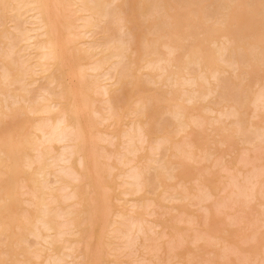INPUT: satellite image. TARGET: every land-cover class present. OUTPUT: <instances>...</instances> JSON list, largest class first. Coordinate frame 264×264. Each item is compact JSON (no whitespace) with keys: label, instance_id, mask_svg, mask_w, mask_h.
<instances>
[{"label":"rangeland","instance_id":"rangeland-1","mask_svg":"<svg viewBox=\"0 0 264 264\" xmlns=\"http://www.w3.org/2000/svg\"><path fill=\"white\" fill-rule=\"evenodd\" d=\"M138 1L139 0H136V1L135 0H123L121 5H119L118 2L116 3V1H113V2L110 1L108 6H107V9L109 10L108 16H106L102 20L96 19L97 24H96V26H94V27H96L95 30H92L93 31L92 33H87V34H88V36L91 35L90 37L95 39L96 42L98 41V43L100 45H105V44L110 45V44H114V43L118 44L124 40V43L123 44L121 43V44L123 46H125V45H127V44H125L126 43L125 39H130V41L132 39L133 45L137 46L136 50L134 52H132L131 54L129 52L127 53V54H129V58L122 56L119 60L120 62H118V65H117L118 70L121 72L120 75L121 76L123 75L122 76L123 85L121 83L120 84L121 86L119 85L117 88V90L118 89L119 90L114 92L113 96H115L118 99L115 98L116 100L114 101L115 103L113 102V104H116L115 105L117 108L116 112L120 113V111H121L120 114H122V118L120 117V120L117 121L118 123L113 125L112 123H109V121L107 124L103 123V121H100L99 120L100 117L99 116L97 117L98 114L94 113L93 111H91V115H92V117H94L92 119L95 121L94 124L96 125V127L94 125V130H93V133L95 135L94 139L96 141V149L99 148V149L104 151V152L102 151L103 153L107 154V155L105 154L106 155L105 156V155H103V153H100V150H99V153L102 156V158H100V160H102V161L99 160V162L103 163V165H102V163L100 165L104 166L103 168H105L106 170L109 168V167H106V165L109 166V165H112L114 162H116L115 159H113V157H114L113 154L117 148L119 149V147H123V145L120 146V144H123V142H125V141L122 142L123 138L121 136H119L118 133L120 134L121 131L123 132L124 129H127V126H129V128H128L129 131H131L133 129L138 130V128H136L134 125V124H136L137 120H138V123H141V122L144 123V121H148V123L145 124V126H146L145 130L147 132V135H146V140L143 143V147L144 146L145 147L143 148V150L141 148L142 152L141 151L139 152L137 150L135 152L133 151L131 153H127L129 159L135 158V162L134 161L130 162L129 165L123 164L124 167L123 166L121 167V165L118 164L121 167L122 173H123V171L125 172V170H127L126 168H128V170L129 169L131 170L133 168V170H131V172H133V171L138 172L139 171V174H140L139 179L140 178L142 179V180H140V185L142 186V190L140 192L139 191L136 192L137 194L136 193L131 194V192L127 193V194L122 193V190H124L126 187L123 188V186L120 184L121 178L118 177V181L117 180L115 181V179H117V174H118L117 170L113 169L112 172L110 171L112 174L109 173L110 174L109 177L105 171L103 173H105L106 175L102 173L103 176L104 175L106 176V178L105 177H103V178H105L108 186H110L109 204L111 205V208H112V210H111L112 215L110 214L109 221H111L112 219L115 218V215H114L115 213L122 214V216H119L118 218H119V220H121V222L123 224L120 225V224L115 223L116 225H119L120 227L122 226L120 228L121 231L119 233L117 232L118 235H116L112 232V234L116 235V237L119 236L118 238H115L114 235H112V237H111V235H109V232H107V230H110V227L108 226V228H107L106 227L107 223H103L101 221V218H98V217L94 218L92 220L93 221L92 224L88 225L86 227V222L89 220L86 218L87 214H85L86 213L85 211L79 210L80 208L82 209L84 207L75 203V201H74L75 199L73 200L70 198L71 200H69V198L66 197V194L68 192H65L63 194L65 189L69 188L68 190H70V187H66V188L62 187L61 191H63V192L61 194L60 187L62 186V184H60V183H63V181H66L65 176H67V179H68L67 182H70L69 180H71V179L68 178L70 176H68V175L64 176L62 174L64 177L63 176H62V178L60 177V180H59L60 182H59V181H53V180H55L54 175L52 173L49 174L48 176H46L45 183L46 182L48 183V179H49L48 184L49 185L51 184L50 186H52V184H53L54 185L53 190L56 192H59V193H57L59 204L64 203L63 201L67 202V203L65 202L67 205L64 203V204H61L62 206H60V207L61 208L63 207V209H65V210L68 207H70L68 209L74 210L77 218H79L80 220L83 219V221H80L78 219L79 220L78 222H80V224L78 226H76V225L70 226L71 224L68 226V224L70 223L69 218H67V216H65L66 220L64 221V219H61L59 217L58 221L61 219V222H60L61 234L63 232L64 233L62 235H60V236H62V238L60 237L62 240L59 241L60 238L58 236L59 239L55 240L52 248L55 249L56 247H54V246H57L58 244H60V242H61V244H62V242L67 244L70 240H75L72 238H75L77 236V238H76V240H77L80 237L79 239H81V241H79V244L71 241V243H73V245L75 246L74 249L76 248L75 251H73L74 249L72 250L73 251L72 255H74V256H75V254L77 255L75 258L72 256V259L75 260L74 264H82L84 260H86V262L84 261L85 262L84 264H87V261H88L87 260V258H88L87 253L88 252H87V249H85V246H87L86 242L90 239L92 240L90 249L93 250L96 248V246H98L100 248L101 260H99L100 262L98 261V264H115L114 262H116V264H179V263L182 264V262L183 263L185 262V264H205L206 262H207L206 264H264V240H263L264 239V152H263L264 149L262 151V147H261L262 145L264 146V142H263L264 140H262V139H264V129L262 128V127H264V108L259 104L261 101L257 100V98H256L257 94H259V92H260L259 89L264 90V87L263 88L260 87L262 84V80L264 78V76H263L264 75V57L261 56V53L259 54V52H257L256 49H253V47H250L247 45L245 46V44H246L245 40L246 39H244V38L242 39V37H241L242 34L248 35L250 33H254L255 38L261 37V33H260V29H261L260 24L261 23H259L261 21V18L258 17V12L262 9V7H263L262 4H264V0H254V1L249 0L250 1V2L248 1L249 2L248 7H250L249 9L246 8L245 5H243V4L241 5L242 10L247 11V12H251V13H249V15L253 14L249 18V21H247L248 23H246L241 28L235 27L234 22L232 20H229V21H223L222 20L223 12H225V10L223 8V4H222V1L224 3V0H165V1H163V7L160 6L158 9H152V7H150V5L152 6L154 3L156 4L160 0H149L146 2L145 6L141 10H138V7H139L137 5ZM63 3H66V1L63 0ZM149 3H151V4H149ZM141 5L142 4H140L139 8H141ZM71 8H73V6H71ZM110 9L112 12H110ZM116 9L118 11L117 13H115ZM74 10H75V6H74ZM187 10L189 12H187ZM216 11H218V12H216ZM69 12H70V9L68 8L67 4L61 5L60 9H59L61 20H64ZM121 12L123 13L124 18L128 22V25L131 29L130 35L123 33L121 31L120 26H119V25H121V21H119L120 15L122 14ZM191 12H197V15H199V19L202 22L201 26L204 25V26H207L210 28V27L220 26V25L226 24V26L228 27V30H230V33L234 35L235 41L229 45V47H228L229 52L227 51V53L225 54V58L223 59L224 62H221L219 60V63H218L217 60L215 61L214 59H211L210 57H206V58H204L203 63L207 64L208 66L203 65V64H199V63H195V62H191V63H188V64L181 66L182 68L181 67H179V69L177 68V72L175 74H172V72H171L174 68L172 66H167L166 70L164 72H162V75L160 77H158V75H157L158 72L155 68H151V70H150L148 68L139 67L140 65L138 66L137 61L141 60L139 53H142V48L140 45L147 44V43H148L147 48L149 47L150 50H151V47L153 48V50L150 53L149 52L147 53L148 55L150 54L149 56L147 55V58H149L152 61L155 59L157 66L160 64L162 65L164 63V61H162V59L159 61H156V59L158 57H164L167 55L165 49L159 45L161 34L167 32L169 29H172L174 27L179 28L178 15L180 13L191 14ZM116 14H119V15L117 16ZM166 14H168V15H166ZM207 14H208V16H207ZM155 16H156V18H155ZM115 17H117V18L114 19ZM137 17H138V19H137ZM111 18H113V19H111ZM176 18H177V20H176ZM211 18H213V19H211ZM257 19H258V22H257ZM22 20H23V18H18V19L11 21V22H6L7 25L5 24L3 26L7 30H9L10 27L13 28V30H10V32L12 31L11 32V34H12L13 32L15 33V30L17 31L18 28L20 30H23L25 27L30 26V24L28 22H26L27 20L23 21V22H22ZM80 20H76L75 24H78V22L80 23ZM109 20H111V21H109ZM114 20H116V22ZM117 21L120 24H118ZM138 21L141 23H139ZM215 21H217L218 23L217 22L215 23ZM12 22H13V24H12ZM23 23H24V27H23ZM10 24H12V25H10ZM20 24H22V28H21ZM13 25H16V27H13ZM25 25H28V26H25ZM116 27H118L117 28V29H119L118 31H116L117 30V29H115ZM254 27H255V29H254ZM92 29H94V28H92ZM181 29H183V27ZM181 29L179 28V30H181ZM194 32H195L194 36L189 37L184 41L181 40L183 46L180 47V49H178L174 53V56H175L174 62L176 64H182V60H184V58H185L187 48L190 45V43H192V42H194V44L200 43L204 51L211 50L214 45H217L218 43L221 42L219 32L215 33V32L211 31V34H208L203 29H198V30H195ZM88 36L86 35L85 37H80L79 39L75 40L74 42H72L73 46L74 45L86 46L87 45L86 41L91 40V38ZM68 37L71 38L72 36L68 35ZM6 40L7 39L4 37H2V39H0V46H2V48H3V49H1V47H0V51L2 50V52L4 51V49L7 48V41ZM211 40H216V42H213V41L211 42ZM197 41H200V42H197ZM239 44L243 45L244 47H241ZM138 49L140 50V52H138ZM251 49H252V51H251ZM23 56L24 55L20 56L19 54H12L6 58V61L10 63L8 68L12 74H16L17 72H20L22 74L26 73L28 75L27 72L32 73L30 71V65H29L30 62L29 61L23 62V59L25 58V56L24 57ZM74 56L77 57V55L75 53H74ZM227 57H228V59H227ZM243 57H245V58H243ZM125 58H127V59H125ZM229 59H230V61H228ZM256 59L260 60L261 64H260V61H258V60L256 61ZM126 60H128V61H126ZM3 62H0V70H1V65ZM227 62H228V64H227ZM114 63H116V60ZM122 64H123V66L127 67L128 69L123 67ZM236 65H239V68L233 71V69L231 67H235ZM122 68H123V71H122ZM185 68H187L188 70ZM214 68H216L218 71H220V70L222 71V72H219L217 74V78L214 79V78L204 77V76L209 74V71H210L209 69L213 70ZM10 69H12V70H10ZM50 71H51L52 76L55 77V79H56L53 82L48 83V80L45 79V77H40L41 79L38 78L37 82L29 84L30 76L28 77L27 75H25V76H23L24 79L22 78L21 82L10 83L8 86H5V88L12 93H17L19 91H22L21 88H25V87L30 88L31 92H29V93H31V94L27 95V99L29 102H32L35 99L37 94H41L46 90L51 91L55 96H58L59 90L61 88L64 89V93H65L67 91L66 90L67 80H69L68 76L65 75V74H67L66 71L65 70L61 71L60 69L56 68L55 66L54 67L51 66ZM183 71H185L186 73ZM251 71L255 75H253V73ZM122 72H128L129 76H128V73L123 74ZM143 72H145L146 75ZM190 72L192 74H190ZM95 73L96 72L88 71V73L85 75V78L88 80H92L93 78L97 77ZM242 73H243V75H240ZM124 75H126L127 77ZM147 75H149V76L147 77ZM179 75L184 76V77L186 76L190 79V82L192 80H194V82L191 84L184 83L182 86L176 85L174 81L176 78L181 77ZM201 76L203 78H201ZM242 78H244V79H242ZM142 79L144 81H142ZM257 79H259V81ZM44 80L45 81L47 80V84ZM146 80L147 81L150 80L151 82L148 81V83H146L147 82ZM215 80H217L216 83H215ZM25 81L28 83H26ZM58 81L61 82L60 87L58 86ZM22 82H23L24 86L22 85ZM24 83H26V84H24ZM35 83H36V85H35ZM199 83L201 86L199 85ZM19 84H20V86H19ZM48 84H49V86H48ZM52 85H53V87H52ZM214 85H217V89H216L217 92L214 91L211 94H207V95L203 96V94H205L206 90H208L209 87H212ZM242 86L246 87L245 89L246 90L248 89V91H246L245 89H244V91H242L243 90ZM262 86H264V85H262ZM188 88L191 89L192 91L189 90ZM219 88H220V90L221 89L222 90L220 91ZM187 89L189 91H187ZM255 91H257V93ZM37 92H39V93H37ZM132 92H134V93L132 94ZM244 92H245V98L247 97L246 99H243L244 94H243V96L241 94ZM254 92L256 94L255 98H254ZM35 93H37V94H35ZM121 93L123 94V96L121 95ZM135 94L141 95L144 100H146V98L148 100V98H149V100H148L149 102L147 103L148 106L146 104V106L144 108L140 109L141 112H140V110H138L139 113L141 114V115L139 114V116H137L138 115V113H137L138 111H137L134 113L137 115H134L133 113H131L132 115L127 113V114H125V117H123L124 113L126 112V110H125L126 106H128L129 108L134 106L133 102L135 101V99H134L136 96ZM219 94H221V95H219ZM30 95H31V98H30ZM32 95H34V97H32ZM65 95H66V93H65ZM186 95H188V96L193 95L194 99L193 100L191 99L188 101H183V104L186 106V108L184 110V115H182V118L179 121L178 117L176 115H174L171 112V110H169L170 106H173L172 103H167L165 100L168 96L169 97L172 96L174 102H176V104H177L179 102H182V97L185 98ZM218 95H219V97H217ZM98 96L99 95H94L95 98ZM216 97L218 99H216ZM233 97H234V99H233ZM150 98H151V100H150ZM252 98H254L255 101L254 100L252 101ZM101 99H102L101 96H99V98H97L96 102L94 101V104H95L94 107L99 109V110H100L99 107H101V111H102L103 106H101L99 104V103L103 102ZM122 99H124V101ZM242 99L245 101H242ZM98 100H100V101H98ZM239 100H241L242 102L241 101L239 102ZM118 102H120V103H118ZM22 103L23 102H21V103L19 102L18 104L21 105ZM240 103H242V104L239 107ZM256 103H257V107H256ZM222 105H223V107H222ZM115 106H114V110L116 109ZM252 106H253V108L255 107L254 111H253ZM171 109H172V107H171ZM211 109H214L215 111L211 110ZM216 109H218V110L216 111ZM123 110H125V112ZM159 110H160V112H159ZM240 110H242V111H240ZM162 111H164V112L161 113ZM169 112H171L170 115H169ZM213 112H215V114ZM241 112H242V114H241ZM243 112H244V114H243ZM230 113H232V114H230ZM187 114H189V115H187ZM197 114L200 117L196 116ZM223 115H224V117H223ZM184 116H186V118ZM201 116H202V118H201ZM215 116L217 119L213 118ZM25 117H27L29 119V121H32L30 118L34 117L36 119L37 117H39V115L38 116H33V115L32 116L31 115L25 116V115H19V113L13 114V115L11 114V116H9L7 118V123H8V125L14 124L17 122V120H19L21 118H25ZM95 117H97V118H95ZM136 118H138V119H136ZM239 118H240V120H239ZM96 119H98L97 122H96ZM134 119H136V121ZM212 120H213V122H212ZM233 120H235V121L238 120V121L233 122ZM104 121L107 122V120H104ZM186 121H191V123L189 124V126H187L185 131L180 130V128L183 126L184 122H186ZM198 121H199V123H198ZM133 122H135V123H133ZM238 122H239V125L237 124ZM128 123L134 125L135 128L132 125L130 126ZM250 123H252V124H250ZM107 125H109V126H107ZM244 125L246 126V128ZM252 125H253V127L255 125L257 127L253 128ZM233 126H236V127H233ZM239 126L242 128L240 129ZM247 127H249V128H247ZM112 128H114L115 132H117L116 134L118 137H116V140L114 137H113L114 138L113 139L112 134H110ZM258 128H259V131H260V128L263 130L258 132ZM236 129H237V131H235ZM244 129H246V130L249 129V130H247L248 132L247 131L244 132L245 131ZM239 130H242V131H239ZM250 130H252V131L254 130V131L251 132ZM124 131H126V130H124ZM137 132H139V131H137ZM238 132H241L244 134L239 135ZM256 132H257V134H256ZM262 132H263V134H262ZM105 133H108V134H105ZM139 133L141 134V132H139ZM251 133H253V134L251 135ZM254 133H255V136H254ZM258 134H260V135H258ZM180 135H182V136H180ZM162 136H163V138H162ZM248 137H250V138L247 139ZM260 137H261V139H260ZM163 139H165V140H163ZM171 139L175 140L177 143L172 141ZM259 139H260V141H262V143H261L262 145H260L261 150L259 149L261 152L258 151V148H257L259 146V145L257 146V144H259V142H258ZM190 140H192V141H190ZM178 141H180V142H178ZM184 141L185 142L187 141V142L185 143ZM250 141L253 142V143L251 142L252 145H251ZM134 142H133L134 144L132 146L128 145L127 147L132 148V147H135L137 144H138V146L140 145L139 144L140 141H137V139H135ZM170 142H172V143H170ZM181 142L184 144L183 146L181 145L182 144ZM179 144H180V146L183 147V149L181 147H179ZM57 146H60V145H55V150L58 149ZM117 146H119V147H117ZM170 146H172V147H170ZM195 146L198 149V151L196 150ZM151 147L153 148L152 151L150 149ZM199 147L201 150L199 149ZM250 147H251V149H250ZM147 148H148V150H147ZM179 148L181 151L179 150ZM245 148L246 149L249 148L250 150H245ZM256 148H257V150H256ZM121 149L125 150V148H121ZM59 150H60V147H59ZM253 150H256V152H254ZM121 151L122 152H120V151L119 152L124 153L123 150H121ZM154 151L156 154L154 153ZM188 152L190 154L192 153V155H193L192 158H194L195 160H193L191 158V156H190V158L187 157V155H189ZM242 152H244V154H245V152L248 153V154H245V156L248 155L247 158L249 159V160L247 159L248 163L245 165H244V163H246V158L244 155H242L243 154ZM262 152H263V154H262ZM134 153H135V155H134ZM136 153H138V154H136ZM139 153L141 154L142 157L138 156ZM176 153H179V155H175ZM182 153H184V156H181ZM259 153H260V155H259ZM148 154H149V157H147ZM154 154H155V156H154ZM194 154L197 156V158ZM206 154H208V155H206ZM127 155L125 154V156H127ZM136 155L141 159L136 158L137 157ZM150 155H152V156H150ZM250 155H251V158H250ZM103 156H105V157H103ZM144 156L146 157V160H148L147 158L152 157L149 159V160H151L152 164L149 163V160L145 162ZM238 156L241 157L240 160L238 159L239 158ZM99 157H100V155L98 156V158ZM108 157H110V160ZM242 157H244V158H242ZM111 159H112V161H111ZM136 159H137V162H136ZM152 159H154V160L152 161ZM251 159H252V161H251ZM75 160H76V158H75ZM75 160L73 162V157H72L70 162H73L72 164L75 163V165H73L74 168L75 169L77 168V170H79L78 165L76 166L77 163ZM131 160H129V161H131ZM139 160H140V162H139ZM70 162H69V164H70ZM126 162H127V157H126ZM139 163L142 165H140ZM132 164H135V165H132ZM144 164H146V166ZM154 164L156 167H154ZM161 164H162V166H161ZM61 165H63V163H61ZM130 165H132L131 168H130ZM139 165L141 167H139ZM56 166L61 167L60 164H56ZM56 166L54 167L53 171H55L56 168H58ZM134 166H137V167L134 168ZM172 166H173V168H172ZM184 166H186L185 168L187 170L185 173L181 172ZM142 167H143V169H142ZM160 167L161 168L164 167V169L160 170L161 169ZM152 168H154V169H152ZM25 169H23V171L21 173H19L15 178H12L10 180L20 181L19 179L22 177L23 173L25 171H28V169H26V170ZM105 169H103V170H105ZM173 169H174V171H173ZM203 169H204V171H206L205 173H204ZM145 170H146V172H144ZM159 170H160V172H159ZM197 171H199V172H197ZM164 172H166V173H164ZM251 172H253L254 175H252L253 173L251 174ZM128 173H129V171H128ZM169 173H171V174H169ZM196 173H198L197 174L198 178H195ZM161 174H162V176H161ZM205 174H207V175H205ZM246 174H248V177L245 176ZM222 175H225L223 177H226V178H223ZM231 176L234 177L239 184H237L236 180L234 179L235 181L233 180V183H232L233 187L232 186L229 187V185L231 183V181H230ZM253 176H255V178ZM17 177H19V179ZM51 177H52V180H50ZM53 177H54V179H53ZM189 177L192 179H189ZM199 177H201L202 179L200 178V180H198ZM246 177H247V179H246ZM256 177H257L258 181H257ZM218 178H223L224 182H226L225 179L230 181V183L226 182L227 184L229 183L228 185L226 184V187L228 186L229 190H228V188L225 191L220 190V188L223 186L222 185L223 181L221 180L222 182L219 183L220 181L217 180ZM228 178H230V179H228ZM143 179L146 182H144ZM147 179H148V181H147ZM160 180H161V182H160ZM175 180L177 182H175ZM193 180H194V182H193ZM252 180H254V181L252 182ZM255 180L258 183H256ZM108 181H112L113 183L109 182L111 184L110 185L108 183ZM196 181L201 183V185H202V182H203V184L205 182L204 185H206V187L204 185L201 186ZM217 181H219V182H217ZM67 182L63 183L64 184L63 186H65V184H68ZM73 182L74 181H72V184H73ZM116 182H117V184H116ZM206 182H209V183L207 184ZM5 183H7L6 180L0 181V184H1L0 186H2ZM118 183H119V185H118ZM56 184H57V186H56ZM69 184H71V182ZM72 184H71V188L73 186ZM112 184H116L118 186L115 187V185L112 186ZM146 184H148V185H146ZM181 184H183V185L181 186ZM216 184H218V185H216ZM234 184H236V185H234ZM252 184H253V186H251ZM256 184H258L257 187L259 189L256 187ZM79 185H80L79 189L81 191H84L85 186L83 185V181L82 182L80 181ZM237 185L240 186L238 189H237V187H238ZM242 185H243V187H242ZM166 186L167 187L169 186V188L166 189L167 188ZM170 186H172V188ZM219 186H221V187H219ZM179 187L181 189H179ZM182 187L184 189H187V190H184ZM2 188L4 189V186H2ZM248 188H253L252 189L253 191H251V189H248ZM230 189L231 190L233 189V190L231 191ZM242 189L244 190V192H240V191H243ZM246 189H248L249 192L253 195L249 194V196H244V195L241 196L242 194L247 195L248 191H246ZM165 190H167V192ZM256 190H258V192ZM259 190H261V192L258 195ZM161 191H163V192H161ZM207 191H208V193H206ZM210 191H211V193H210ZM160 192H161V195L159 194ZM170 193L172 194V196L170 195ZM184 193H185V195H184ZM231 193L234 196H231ZM20 195H22V197H24V194H20ZM61 195H62V197H60ZM201 195H202V197H201ZM26 196H29V194L25 195V197ZM22 197H21V199L23 200ZM25 197H24V199L27 198V197L26 198ZM176 197H177V199H176ZM230 197L231 198L234 197V199H231ZM251 197H253V198H251ZM147 198H149V199H147ZM224 198L227 199L228 201L224 200ZM245 198H249V199H245ZM67 199H68V201H67ZM136 199L138 200V202H136L137 201ZM187 199H189V200H187ZM238 199L242 200V201H239ZM231 200L235 204H233L231 202ZM248 200H251V201L248 202ZM69 201H72V202L68 203ZM183 201L185 202V204ZM219 201H222V204ZM133 202L134 203H140L141 206H140V204H136V205H139V207H136L134 210ZM151 202H153V203H151ZM216 203H217V210L215 208ZM57 204L55 203L52 205L53 206L56 205L58 207L59 204L58 205ZM85 204L88 205L85 202L82 203V205L85 206L84 210H86V207H87ZM130 204H132V206ZM239 204H240V207H239ZM73 205H75L76 207ZM142 205H144V206H142ZM28 206H30V208ZM211 206L213 208L212 209L213 212L211 211V208H209ZM19 207H20L19 208L20 210L26 208L25 210H27L29 212L34 209V206L32 204L28 205L27 201L25 204H24V202H21ZM60 207H59V209H61ZM75 208H77V209L75 210ZM137 208H138V210H137ZM219 208H221V209L219 210ZM224 209L226 211H223ZM230 209L232 212V213L230 212L231 216L228 213L229 212L228 210H230ZM151 210H153V213L149 212ZM87 211H88V209H87ZM130 211H132V212H130ZM148 212L150 213V215L148 214ZM221 212H223L224 214ZM236 212L238 213V215ZM225 213H227V214L225 215ZM221 214H222V216H221ZM84 215H86L85 216L86 219L83 218ZM90 215L91 214H89L88 216L90 217ZM232 215H234L233 216V217H235L234 219H231V218H233ZM235 215H237V216H235ZM216 216H217V219H216ZM127 217L128 218L132 217V218L128 219ZM135 219H139V220L141 219L140 221L143 223H145V221L147 220V222L145 223V226L147 225L145 227V228H147V230H146V233H144L145 232V229H144V231L140 235H139V233H137L138 235H136V231H133V232L131 231L133 234L135 232L134 235L137 236V239L134 238V243H132L133 241L131 242V240L133 239L132 237L134 235L132 233H130L133 236L131 235V238H130V237H126V235H125L126 239H124L125 237H124V235H122V232L123 231H126V232L129 231L130 232L129 229L133 230V228L135 230V227H134L135 225H133V223L132 224L130 223L132 221L134 222ZM188 219H191V220L189 221ZM128 220H130V222H128ZM139 220H138V222H140ZM142 220H145V221H142ZM68 221H69V223H68ZM231 221H233L234 223H232ZM250 221H251V223H250ZM138 222H136V224ZM154 222H160L161 225L159 223V225L154 226V229H153L151 226H153L152 224ZM14 223L15 222H13V226L11 225L9 232L17 234L18 232H20V229L18 227L14 226ZM64 223H65V225H64ZM125 223H127V224H125ZM129 223L131 225H133L132 228L130 227L131 225ZM72 224H74V223H72ZM115 224H113V225H115ZM84 225H85V227H84ZM80 226L84 227V229L80 228ZM125 226H126V230H124ZM128 226L130 227L129 229H128ZM76 227L80 228V230H78L79 233L73 232L74 230H77ZM148 228H150V229H148ZM9 232H7L3 235L0 234V250L2 249L0 252H1V257H3V259H5V260L7 258L10 259L12 264H15V263L18 264L19 262H17V261H19V260L22 261L24 264L25 263L31 264V262H32V264H34V263L38 264L37 262H41L43 259H44V261H42L41 264L43 262H44L43 264H47V263H45L46 260L48 263L54 264L53 261H51L52 258L56 257V255H57V254L55 255L54 252H56V253H57V251L59 252L58 249H60L62 246H60V245H59L60 247L57 246L58 249L56 248V250H54V249H50V250L43 249L41 255L38 256L39 258L37 257L38 259H36L37 255H35V257H33L35 254L34 250H37L38 246H39V248H41V244H39L37 241H35V237H33L30 234H29V236H30L29 237L28 234L26 233L23 235V237L25 239L22 241L21 244L19 243L20 244L19 246L15 245V247H14V245H13V247L10 248V246L8 247V244L10 241V238L8 237ZM126 232H123V233L126 234ZM80 234H81V236H80ZM110 234H111V232H110ZM26 235L28 238L26 237ZM113 236H114V238H113ZM122 236H123V239L121 238ZM139 236H140V238H139ZM146 236H149L148 241H146L147 240ZM202 237L206 238L207 240H204ZM127 238H129V240ZM153 238H155V239L153 240ZM244 238H246V239H244ZM27 239H29V241ZM65 239H67L66 241H68V242L63 241ZM143 239H144V242L142 241L143 243H145V241L149 242L147 248H145V249L142 247L143 246L145 247L146 243L141 244V240H143ZM193 239L194 240L198 239V240L197 241L195 240V242H194ZM125 240L127 241L126 242L127 244L129 243V241H130V243L128 245H125L124 244ZM57 242H59V243L57 244ZM80 242H81V244H80ZM223 242H226L227 246L225 245V243L223 244ZM151 243L154 246V248L152 246L153 249H150ZM155 243L157 245H155ZM170 243L173 245L172 249L170 247L171 246ZM4 244H5V246H4ZM55 244H57V245H55ZM27 245H28V247H27ZM87 247H89V246H87ZM158 247H160V248L158 249ZM169 247H170V250H168ZM16 248L26 249L27 250L26 256L27 255L28 256L26 257L22 254H20V255L14 254L13 250ZM32 248H34V250ZM148 248H149V252H146V251H148ZM90 249H89V254H90ZM30 250H31V252H29ZM46 250L50 251V253L47 252ZM64 250L67 253L66 249L61 248L60 252L58 253L59 255H57V257H60L59 261L63 257L61 255V253L62 254L65 253ZM43 251H45V252H43ZM46 252L48 253V255ZM51 252H53V253L51 254ZM142 252H144V253H142ZM254 252L256 253V255ZM45 253H46V256H48L49 260L46 259L47 257L46 258L43 257V256H45ZM114 253H115V255H114ZM170 253H173V255ZM223 253H225V254H223ZM10 254H11V256H10ZM50 254L52 255L51 259H50ZM147 254H148V256H147ZM165 254H167V256H164ZM5 255H7V256H5ZM30 255H32V256H30ZM143 256L146 259H144V260L141 259ZM31 257H33V259H30ZM41 257H43V259ZM69 257L65 256V260L63 261V263L60 261V264L61 263L67 264L68 262H70ZM157 257H158V259L160 258L159 261L157 260ZM185 257H187V258L189 257L188 260L184 259ZM13 258H15V260H13ZM25 258H27V259L25 260ZM147 258H149V259H147ZM35 259L37 261H35ZM53 260H55V258ZM165 260H166V262H165ZM176 260H177V262H176ZM72 261H71V264H73ZM19 264H21V263H19ZM88 264H93V262L90 260L88 262Z\"/></svg>","mask_w":264,"mask_h":264},{"label":"bare ground","instance_id":"bare-ground-1","mask_svg":"<svg viewBox=\"0 0 264 264\" xmlns=\"http://www.w3.org/2000/svg\"><path fill=\"white\" fill-rule=\"evenodd\" d=\"M65 1H66V3H63V0H0V39H2V37L7 39L6 40L7 41V48L4 49L3 52H2V50L0 51L1 52L0 53V62L4 61L2 63V65H1V70H0V181H2V180H6L7 181V183L2 185V186H4V189L2 188V186H0V234L3 235L5 233L9 232V229H10L11 225L13 226V222H15L14 226L18 227L20 229V232H18L17 234H14V233H11V232L8 233V237L10 238L8 247L10 246V248H12L13 245H14V247H15V245L19 246L22 243V241L25 239L23 237V235L27 233L28 236H29V234H30L33 237H35V241H37L39 244H41V248H39V246L37 245L38 248H39V249L37 248V250H34V248L36 246L34 248H32L34 250V253H35L33 257H35V255H37L36 259L39 258L38 256L41 255L43 249H48V250L54 249V248H52V246L54 245L55 240L59 239L60 237L62 238V236H60V235H62L64 232L62 231L63 233L61 234V228H60L61 219H64V221H65L66 220L65 216H67V218H69V221H70V223L68 221V223H69L68 226L70 224H71L70 226H74V225L78 226L80 224V222H78L80 219L76 217V213L74 212V210L68 209L70 207H68L66 210L63 209V207L62 208L60 207V206H62L61 204H64L66 201H63L64 203H61V204L58 203V194L57 193H59V192H56V191L53 190V186H54L53 184H52V186H50L51 184L50 185L48 184L49 183V179H48V183L47 182L45 183L46 176H48L49 174L52 173L54 175L55 180H53V181H59L60 177L62 178L63 175L64 176L68 175V176L71 177V178L68 177L69 179H71V180H69L71 182V184H72V181L75 182V183L73 182L72 188H71V184H69L70 182H67V180H68L67 176H65L66 177V181H63L61 179L63 181V183H66V182L68 183V184H65V186H63L64 185L63 183H60V184H62V186L60 187L61 194L63 192V191H61L62 187L63 188L70 187V190H68L69 189L68 188V189H65V191L63 192V194L65 192H68L66 194V197L69 198V200H71V199L74 200L75 199L74 200L75 203H77L78 205H81L84 208H85V206H83L82 203L85 202V203L88 204V205L85 204L88 207V208L86 207V210H84V208H82V209L80 208L79 209L77 207L79 210L85 211L86 212L85 214H87V216L89 214H91L90 217L89 216L87 217L86 215H84V217H83V218H85V216H86V218L89 219L86 222V227L88 225L92 224V222H93L92 220L94 218H97V217L101 218V221L103 223H107L106 227L107 228H108V226L110 227V230H107V232H109V235H111V237L114 234L118 235L117 232L119 233L121 231L120 228L122 226L120 227L119 225H116V224H120L121 225L123 223L118 218L119 216H122V214H119V213H115L114 214L115 218L112 219L111 221H109V216L112 213L111 212L112 208H111V205L109 204L110 186H108L107 181L105 180V178H106L105 175L107 174L108 177H109V175L112 174L111 172H112L113 169L117 170L118 174L116 173L117 174V179H115V181L116 180L118 181V177L121 178L120 184L123 186V188L126 187L124 190H122V193L127 194V193L131 192V194H132V193H136L138 191L140 192L142 190V186L140 185V180H142V179L141 178L139 179V177H140L139 171L138 172H134V171L131 172V170H133V168L131 170L130 169L128 170V168H126L127 170H125V172L126 171L127 172L125 173L123 171V173H122L121 167L122 166L124 167L125 164L129 165L130 162H133V161L135 162V158L134 157H133L134 159L131 158L132 160L129 159L127 153H131L133 151L135 152L137 150L139 152L140 151L142 152L143 148L145 147V146L143 147V143L145 142L146 135H147V132L145 130L146 129L145 128L146 127L145 124L148 123V121H144V123L143 122L138 123V120L136 121V119H138V118H136V119H134L136 121V124H134V125H135L136 128H138V130L137 129H133L134 130L133 131V130L130 129L132 131L131 132L128 129L129 126H127V129H124L126 131L123 130V132L121 131L120 134L118 133V135L123 138V139L121 138L122 142L125 141L126 143L123 142V144H120V146L123 145V147L117 146V147H119L120 150L118 148L117 149L120 152H122L121 150H123L124 153H120L115 148L116 151L115 152L113 151L114 152L113 159H115V161L117 163L114 162L112 165H109V166L106 165V167H109L106 170L105 168H103L104 166H102L103 163L101 162L102 165H100L101 163L99 162L100 158H102L100 153H103L104 151L99 149L98 147H97L98 149H96V141L94 139L95 135L93 133L94 125H95L94 122L95 121L92 119L94 117H92V115H91V111H93L94 113L98 114V115L97 114L96 115H97V117L98 116L100 117V119H99L100 121H103V123H106V124L109 121V123H112L113 125L118 123L117 121L120 120V117L122 118V114H120L121 111H120V113L116 112L117 111V108L115 106L116 104H113V102L116 99H118L115 96H113V94H114L115 91L119 90V89L117 90V88L122 83V76H123V75L122 76L120 75L121 72L118 70V66L117 65H118V62H120L119 60H120V58L122 56L123 57L125 56V57L129 58V54H127V53L129 52L131 54L132 52H134L136 50L137 46L133 45L132 39H131V41H130V39H125V41H126L125 44H127L125 46L122 45L124 43V40L121 41L122 44L121 43H118V44L114 43V44H110V45H107V44L100 45L98 43V41L96 42V40L91 38L90 37L91 35L88 36L87 33H92L93 32L92 30H95L96 27H94V26H96V24H97L96 23L97 22L96 19L97 20L98 19L102 20L103 18L108 16L109 10L107 9V6H108L110 1L111 2L116 1V3L118 2L119 5H121L123 0H65ZM147 1H149V0H139L137 2V5L139 7H140V4H142V5H141V8L138 7V10L143 9V7L145 6ZM163 1H165V0H160L156 4L154 3L152 6L150 5V7H152V9H158L160 6L163 7ZM248 1L249 0H224V3L222 1L223 8L225 10V12H223V15H222V20L223 21L232 20L234 22V26L235 27H237V28L243 27L246 23H248L247 21H249V18L253 15V14L249 15V13H251V12L244 11L241 8V5L243 4V5L246 6V8L249 9L250 7H248V5H249L250 1L249 2ZM66 4L68 5V8L70 9V12L68 13V15L66 16V18L64 20H61L59 9H60L61 5H66ZM149 4H151V3H149ZM262 5H263L262 9L258 12V17L261 18V21L259 22V23H261L260 24L261 25V29H260L261 37L255 38V34L254 33H250L248 35L242 34L241 37H242V39L243 38L246 39L245 40V43H246L245 46L247 45V46L253 47V49H256L257 52H259V54L261 53V56L264 57V53H263L264 52L263 51L264 50V4H262ZM71 6H73V8H71ZM74 6H75V10H74ZM110 12H112L111 9H110ZM117 12L118 11L116 9L115 13H117ZM187 12H189V11L187 10ZM216 12H218V11H216ZM119 14H116V15L118 16ZM166 15H168V14H166ZM207 16H208V14H207ZM18 18H23L22 22L27 20L26 22H28L30 24V26L25 25V26H28V27H25L23 30H20L18 28L17 31L15 30V33L13 32L11 34L12 31L10 32V30H13V28H11L9 26L10 29L8 28L9 30H7L3 25H5V24L7 25L6 22H11V21H13L15 19H18ZM116 18L117 17H115L114 19H116ZM155 18H156V16H155ZM111 19H113V18H111ZM137 19H138V17H137ZM211 19H213V18H211ZM76 20H80V23L78 22V24H75ZM176 20H177V18H176ZM178 20H179L178 21L179 28L181 29L183 27V29L179 30V28H176V27H174L172 29L168 28L169 30L167 32L161 34L159 45L162 48L165 49L167 55L164 56V57H158L156 59V61H159V60L162 59V61H164V63L162 65L160 64V65L157 66V64L155 62V59L152 61L149 58H147V55H148L147 53L148 52L150 53L153 50L152 47H151V50H150L149 47L147 48V46H148L147 45L148 43H147V44L140 45L141 48H142V53H139L141 60L137 61L138 66L140 65L139 67L148 68L150 70H151V68H155L157 70V72H158V74H157L158 77H160L162 75V72H164L166 70L167 66H172L174 69L171 72H172V74H175L177 72V68L179 69V67H181V66H183L185 64L191 63V62H195V63H199V64H203V65L208 66L207 64L203 63L204 58H206V57H210L211 59H214L215 61L217 60L218 63H219V60L221 62H224L223 59L225 58V54L228 51L229 45L235 41L234 35L230 33V30H228V27L226 26V24H223V25H220V26H214V27H210V28L207 27V26H204V25L201 26L202 22L199 19V15H197V12H191V14L180 13L178 15ZM109 21H111V20H109ZM114 21L116 22V20H114ZM119 21H121V25H119L120 28H121V31L123 33L127 34V35H130L131 34V29H130V27L128 25V22L124 18L123 13L120 15ZM216 22L217 21H215V23ZM257 22H258V19H257ZM139 23H141V22H139ZM12 24H13V22H12ZM12 24H10V25H12ZM118 24H120V23L118 22ZM20 25H21V28H22V24H20ZM13 27H16V25H13ZM23 27H24V23H23ZM92 28H94V29H92ZM117 28L118 27H116L115 29H117ZM198 29H203L208 34H211V31L215 32V33L219 32L221 42L218 43L217 45H214L213 48L211 50H208V51H204L200 43H195L194 44V42H192V43H190V45L187 48V51H186V54H185V58H184V60H182V64H176L174 62L175 61L174 53H175V51L180 49V47L183 46L181 40L184 41L187 38L194 36V33H195L194 31L198 30ZM254 29H255V27H254ZM118 30L119 29H117L116 31H118ZM68 35H71L72 37L69 38ZM86 35L91 38V40L86 41V43H87L86 46H78V45L77 46L76 45L73 46L72 42H74L75 40L79 39L80 37H85ZM212 41L216 42V40H211V42ZM197 42H200V41H197ZM240 46L244 47L243 45H240ZM0 47H1V49H3L2 46H0ZM251 51H252V49H251ZM138 52H140L139 49H138ZM74 53L77 55V57L74 56ZM12 54H19L20 56L24 55L25 58L23 59V62H25V61H29L30 62V64H29L30 65V71L32 73L27 72L28 75L26 73L22 74L20 72H17L16 74H12L9 71V68H8L10 63L6 61V58L9 57ZM127 58H125V59H127ZM243 58H245V57H243ZM227 59H228V57H227ZM115 60H116L117 64L114 63ZM257 60L258 59H256V61ZM126 61H128V60H126ZM228 61H230V59ZM258 61H260V60H258ZM227 64H228V62H227ZM260 64H261V61H260ZM51 66H53V67L55 66L56 68L60 69L61 71H64V70L66 71L67 74H65V75H67L68 79H69V80H67V88H66L67 91L65 92L67 96L65 95L64 89H62V88L59 90L58 96H55L51 91L46 90V91H44L41 94H37L39 92L35 93V94H37L35 99L32 102H29L28 99H27V95L31 94V93H29V92H31L30 88H28V87L21 88L22 91H19L17 93H12V92H10L9 90H7L5 88V86H8L10 83L21 82L22 78L24 79L23 76H25V75H27L28 77L30 76L29 84L37 82V79L40 78V77H45V79L48 80V83L53 82L56 79L51 74V71H50ZM122 66H123V64H122ZM123 67H125V66H123ZM125 68H127V67H125ZM231 68L234 71V70L239 68V65H236L235 67H231ZM185 69H187V68H185ZM10 70H12V69H10ZM209 70H210L209 74L204 76V77H209V78H214L215 79V78H217V74L219 72H222L221 70L218 71L216 68H214L213 70H211V69H209ZM88 71L96 72L95 74H96L97 77L93 78L92 80L86 79L85 75L88 73ZM122 71H123V68H122ZM185 71H183V72H185ZM122 73L124 74V73H128V72H122ZM143 73H145V72H143ZM190 74H192V73L190 72ZM145 75H146V73H145ZM240 75H243V73L240 74ZM253 75H255V74L253 73ZM124 76H126V75H124ZM128 76H129V73H128ZM148 76L149 75H147V77ZM179 76H181V75H179ZM201 78H203V77L201 76ZM242 79H244V78H242ZM47 80L46 81L44 80L46 82V84H47ZM257 80L259 81V79H257ZM142 81H144V80L142 79ZM148 81H150V80H148ZM148 81L146 83H148ZM216 81L217 80H215V83H216ZM23 82H22V85H23ZM174 82H175L176 85H181L182 86L184 83L191 84V83L194 82V80H192L190 82V79L188 77L181 76V77L176 78ZM26 83H28V82H26ZM26 83H24V84H26ZM35 85H36V83H35ZM122 85H123V83H122ZM199 85H200V83H199ZM262 85H264V78H263L262 84L260 86L261 88L264 87ZM19 86H20V84H19ZM48 86H49V84H48ZM58 86L59 87L61 86V82L60 81H58ZM244 86H242L243 87L242 91H244V89L246 88ZM52 87H53V85H52ZM188 89H187V91L191 90V89H189V90ZM216 89H217V85L209 87L208 90H206L205 94H203V96H205L207 94H211L214 91L217 92ZM219 90H220V88H219ZM259 90H260V92H259V94H257L256 98H257V100L261 101L259 104L264 108V90L263 89H259ZM246 91H248V89ZM134 92H132V94ZM255 92L257 93V91H255ZM255 92H254V98H255V95H256ZM241 94H242V96L244 94V98L243 99L247 98V97L245 98V92L241 93ZM94 95L101 96V98H102L101 100L104 103L102 102V103H99V104L101 106H103V108H102L103 112L101 111V107H99L100 110L94 107V105H95L94 101L96 102L97 98H99V96L95 98ZM121 95L123 96L122 93H121ZM135 95H136L135 98H134L135 101L133 102L134 106L130 107V108L128 106H126V108H125L126 112H125V110H123L125 112L123 117H125V114H127V113H129V114L133 113L134 114L138 110L144 108L146 106V104L149 102L148 101L149 98H148V100H147V98H146V100H144L141 95H139V94H135ZM219 95H221V94H219ZM219 95L217 97H219ZM32 97H34V95H32ZM217 97H216V99H218ZM30 98H31V95H30ZM254 98H252V101L254 100ZM191 99L192 100L194 99L193 95H189V96L186 95L185 98L182 97V102H179V103L176 104V102H174V100H173V97L172 96L171 97L168 96L165 101L167 103H172L173 106H170L169 110H171V112L174 115H176L178 117L179 121H180V119L182 118V115H184V110L186 108V106L183 104V101H188V100H191ZM233 99H234V97H233ZM243 99H242V101H245ZM122 100L124 101V99H122ZM150 100H151V98H150ZM98 101H100V100H98ZM240 101L241 100H239V102ZM19 102L20 103L23 102L24 104L22 103L21 105H19L18 104ZM118 103H120V102H118ZM241 104L242 103L239 104V107H240ZM114 106L116 108L115 110H114ZM147 106H148V104H147ZM171 107H172V109H171ZM222 107H223V105H222ZM256 107H257V103H256ZM252 108H253V106H252ZM254 109H255V107L253 108V111H254ZM211 110H214V109H211ZM217 110L218 109H216V111ZM240 111H242V110H240ZM140 112H141V110H140ZM159 112H160V110H159ZM163 112L164 111H162L161 113H163ZM171 112H169V115H170ZM244 112H243V114H244ZM17 113H19V115H25V116H28V115L38 116L39 115V117H37L36 119L34 117L30 118L32 121H29V119L27 117L21 118L19 120H17L18 119L17 118L16 119L17 120L16 123L8 125L7 118L9 116H11V114L13 115V114H17ZM137 113H138V115L137 114H134V115L139 116V114H140L139 111ZM213 113L215 114V112H213ZM230 114H232V113H230ZM241 114H242V112H241ZM187 115H189V114H187ZM196 116H199V115L197 114ZM97 117H95V118H97ZM184 117L186 118V116H184ZM223 117H224V115H223ZM201 118H202V116H201ZM213 118L215 119L216 116L213 117ZM97 120L98 119H96V122H97ZM104 120H107V122H105ZM239 120H240V118H239ZM234 121L235 120H233V122ZM237 121H235V122H237ZM212 122H213V120H212ZM130 123H128V124L131 126L132 124H130ZM133 123H135V122H133ZM190 123H191V121L184 122L183 126L181 125L182 127L180 128V130L185 131V129L187 128V126H189ZM198 123H199V121H198ZM237 124L239 125V122ZM250 124H252V123H250ZM109 125H107V126H109ZM134 125H132V126L134 127ZM253 125H252V127H253ZM95 127H96V125H95ZM233 127H236V126H233ZM254 127H257V126L255 125ZM241 128L242 127H240V129ZM245 128H246V126H245ZM247 128H249V127H247ZM262 128L264 129V127H262ZM263 129L260 128V131L263 130ZM244 130H245L244 132H246L249 129H247V130L244 129ZM137 131L141 132V134L139 132H137ZM235 131H237V129ZM239 131H242V130H239ZM250 131L253 132L254 130L253 131L250 130ZM260 131H259V128H258V132H260ZM116 133L117 132H115V129L112 128L110 134H112V138L114 137L115 140H116V137H118ZM238 133H239V135L244 134V133H241V132H238ZM105 134H108V133H105ZM252 134L253 133H251V135ZM256 134H257V132H256ZM262 134H263V132H262ZM258 135H260V134H258ZM180 136H182V135H180ZM254 136H255V133H254ZM162 138H163V136H162ZM249 138L250 137H248L247 139H249ZM135 139H137V141H140L139 142L140 145L138 146V144L136 143L137 145L135 147H132V148L127 147L128 145L132 146L135 143L134 142ZM260 139H261V137H260ZM260 139L258 140L259 144H257V146L258 145L259 146L257 148H258V151H260L261 147H262V151H263V149H264L263 147L264 146L261 144L262 141H260ZM163 140H165V139H163ZM262 140H264V139H262ZM172 141L176 142L175 140H172ZM180 141H178V142H180ZM190 141H192V140H190ZM251 142L252 141H250V143ZM170 143H172V142H170ZM252 143H251V145H252ZM180 144H179V147H181L183 149L182 146L184 144L182 143L181 144L182 146H180ZM55 145H60V146H57L58 147V149H57L58 151L55 150ZM260 145H262V146L260 147ZM59 147H60V150H59ZM170 147H172V146H170ZM251 147H250V149H251ZM121 148H125V150L121 149ZM141 148H142V150H141ZM195 148H196V146H195ZM257 148H256V150H257ZM150 149H151V151L153 150L152 147ZM199 149H200V147H199ZM250 149L249 148H247V149L245 148V150H250ZM99 150H100V153H99ZM147 150H148V148H147ZM179 150H180V148H179ZM196 150L198 151L197 148H196ZM256 150H253V151L256 152ZM263 152H262V154H263ZM154 153H155V151H154ZM242 153H243L242 155H244V156H245V154H248L246 152H245V154H244V152H242ZM105 154L106 153H103V155H105ZM125 154L127 156H125ZM136 154H138V153H136ZM155 154H154V156H155ZM188 154L189 155H187V157L190 158V156H191V158H192V156H193L192 153L190 154L188 152ZM99 155H100V157L98 158ZM134 155H135V153H134ZM175 155H179V153H176ZM206 155H208V154H206ZM251 155H250V158H251ZM259 155H260V153H259ZM105 156H103V157H105ZM138 156L140 157L141 154L139 153ZM138 156L136 158H139ZM150 156H152V155H150ZM181 156H184V153H182ZM247 156H245L246 163H244L242 161L244 163V165L248 163ZM72 157H73V162H74V160L76 158V160H75L76 163H77L76 166L78 165L79 170H77V168L76 169L74 168L73 165H75V163L72 164L73 162H70ZM126 157H127V162H126ZM147 157H149V154H148ZM108 158L110 160V157H108ZM144 158H145V162H146L152 157L147 158L148 160H146L145 156H144ZM196 158H197V156H196ZM240 158L241 157H239L238 159L240 160ZM242 158H244V157H242ZM139 159H141V158H139ZM192 159L195 160L194 158H192ZM129 160H131V161H129ZM153 160L154 159H152V161ZM100 161H102V160H100ZM111 161H112V159H111ZM251 161H252V159H251ZM69 162H70V164H69ZM136 162H137V159H136ZM139 162H140V160H139ZM61 163H63V165H61ZM149 163H151V160H149ZM56 164H60L61 167H58L59 165L56 166ZM118 164H120L121 167ZM132 165H135V164H132ZM132 165H130V168L132 167ZM140 165H142V164H140ZM140 165H139V167H141ZM144 165L146 166V164H144ZM55 166L58 167V168H56V170L53 171ZM161 166H162V164H161ZM135 167H137V166H134V168ZM154 167H156L155 164H154ZM185 167L186 166L183 167L181 172L185 173L187 171ZM25 168L28 169V171H25L23 173V175L21 177L22 179L21 178L19 179V177H17L20 181H18V180L17 181L10 180L12 178H15ZM102 168L105 169V170H103ZM172 168H173V166H172ZM142 169H143V167H142ZM152 169H154V168H152ZM162 169H164V167L161 168L160 170H162ZM160 170H159V172H160ZM104 171L106 172V174L103 173ZM128 171H129V173H128ZM173 171H174V169H173ZM203 171H204V169H203ZM144 172H146V170ZM197 172H199V171H197ZM205 172L206 171H204V173ZM102 173L105 174V175L103 176ZM164 173H166V172H164ZM252 173L253 172H251V174ZM169 174H171V173H169ZM197 174L198 173H196V177L194 176L195 178H198ZM205 175H207V174H205ZM252 175H254V173ZM161 176H162V174H161ZM223 176H225V175H222V177ZM245 176L248 177V174H246ZM54 177H53V179H54ZM103 177H105V178H103ZM247 177H246V179H247ZM253 177L255 178V176H253ZM200 178L201 177H199L198 180H200ZM223 178H226V177H223ZM223 178H218L217 180H219L220 182L219 181H217V182L221 183L223 181ZM189 179H192V178L189 177ZM228 179H230V178H228ZM231 179H230L231 183H230V181L225 179L226 182L230 183L229 187L232 186L233 180L235 178L231 176ZM256 179H257V177H256ZM50 180H52V177H51ZM80 181L81 182L83 181V185L85 186V190L84 191H81L79 189L80 188V185H79ZM143 181H144V179H143ZM147 181H148V179H147ZM253 181L254 180H252V182ZM257 181H258V179H257ZM257 181H256V183H258ZM109 182L113 183L112 181H108V183ZM144 182H146V181H144ZM160 182H161V180H160ZM175 182H177V181L175 180ZM193 182H194V180H193ZM196 182L199 183L198 181H196ZM226 182L223 181L222 182L223 186L222 185H221L222 187L219 186V187H221L220 188L221 191L222 190L223 191L227 190L228 186L226 187V184H227ZM236 182H237V180H236ZM206 183L208 184L209 182H206ZM116 184H117V182H116ZM116 184H112V186L115 185V187H117L119 185V183H118V185H116ZM199 184L201 185V183H199ZM204 184H205V182H204ZM204 184L202 182V185H204ZM237 184H239V183L237 182ZM146 185H148V184H146ZM182 185L183 184H181V186ZM216 185H218V184H216ZM234 185H236V184H234ZM257 185L258 184H256V187H257ZM56 186H57V184H56ZM204 186L206 187V185H204ZM251 186H253V184ZM170 187L172 188V186H170ZM239 187L240 186H238L237 189ZM242 187H243V185H242ZM168 188H169V186L166 189H168ZM179 189H181V188L179 187ZM248 189H251V191H253L252 190L253 188H248ZM248 189H246V191L249 192ZM184 190H187V189H184ZM228 190H229V188H228ZM165 191L167 192V190H165ZM208 191L206 193H208ZM256 191L258 192V190H256ZM161 192H163V191H161ZM161 192L159 193L160 195H161ZM240 192H244V190L240 191ZM248 192H247V195L242 194L241 196H243V195L244 196H249V194L253 195L250 192L249 193ZM260 192H261V190H259L258 195L260 194ZM210 193H211V191H210ZM20 194H24V197L27 194H29V196H26L27 198L25 197L26 199H24V197H22V195H20ZM19 195L23 198V200L21 199V197ZM170 195L172 196L171 193H170ZM184 195H185V193H184ZM231 196H234V195H232V193H231ZM60 197H62V195ZM201 197H202V195H201ZM249 198H245V199H249ZM251 198H253V197H251ZM147 199H149V198H147ZM176 199H177V197H176ZM231 199H234V197L231 198ZM187 200H189V199H187ZM224 200H227V199L224 198ZM251 200H248V202L251 201ZM26 201L28 202V205L32 204L34 206V209L31 210L30 212L25 210L26 208L22 209V210L19 209L20 208L19 206H20L21 202H24V204H25ZM67 201H68V199H67ZM72 201H69L68 203H71ZM222 201H219V202H221V204H222ZM239 201H242V200H239ZM136 202H138V200ZM231 202H232V200H231ZM55 203L59 204V205L57 204L58 207L56 205H54V206L52 205V204H55ZM151 203H153V202H151ZM232 203L235 204L234 202H232ZM136 204H140V203H134L133 202L134 210H135L136 207H139V205H136ZM184 204H185V202H184ZM130 205L132 206V204H130ZM144 205H142V206H144ZM73 206H75V205H73ZM140 206H141V204H140ZM215 206H216L215 208L217 210V203H216ZM28 207L30 208V206H28ZM59 207L61 209H59ZM239 207H240V204H239ZM77 208H75V210ZM209 208H211V211H212V209H213L212 206L209 207ZM87 209H88V211H87ZM220 209L221 208H219V210ZM231 209L228 210L229 214L231 212ZM137 210H138V208H137ZM223 211H226V210L224 209ZM130 212H132V211H130ZM149 212L153 213V210H151ZM149 212H148V214L150 215ZM221 213H223V212H221ZM226 214L227 213H225V215ZM237 215H238V213H237ZM237 215H235V216H237ZM217 216H216V219H217ZM221 216H222V214H221ZM230 216H231V214H230ZM233 216L234 215H232V217ZM59 217L61 219L58 221ZM131 218L129 217L128 219H131ZM234 218L235 217H233L231 219H234ZM138 220L139 219H135L134 222L132 220H131L132 222H130V220H128V222H130L131 224L133 223V225H135L134 226L135 230H134V228H133V230L129 229L130 227L132 228V226H133V225H131L129 223L131 225L130 227L128 226V229L130 230V232L128 231L129 232L128 233L126 231H123V232H126V234L122 232V235H124V237L126 235V237H130L131 238V235L133 234L132 233L133 231H136V235H138L137 233H139V235H140L145 229L144 233H146L147 228H145V227L147 225L145 226V223L147 222V220L146 221L142 220V221H145V223L141 222L140 221L141 219L139 220L140 222H138ZM188 220L190 221L191 219H188ZM80 221H83V219H81ZM136 222H138V223L136 224ZM231 222L234 223L233 221H231ZM72 223H74V224H72ZM159 223L160 222H154L152 224L153 226H151V227L154 229V226L159 225ZM250 223H251V221H250ZM113 224H115V225H113ZM125 224H127V223H125ZM64 225H65V223H64ZM160 225H161V223H160ZM84 227H85V225H84ZM84 227L80 226V228H83V229H84ZM80 228H77V230H74L73 232L74 233H77V232L79 233L78 230H80ZM148 229H150V228H148ZM124 230H126V226H125ZM110 232H111V234H110ZM112 232L114 234H112ZM130 233H132V234H130ZM134 234H135V232H134ZM116 235H114L115 238H118L119 236L116 237ZM58 236H59V238H58ZM80 236H81V234H80ZM114 236H113V238H114ZM26 237H27V235H26ZM126 237L124 239H126ZM148 237L149 236H146V238H147L146 241L149 240ZM61 238L59 239V241L62 240ZM76 238H77V236L75 238H72V239H75V240H70L69 242L66 241L67 239L63 240V241L68 242L67 244H65L64 242H62V244L64 243L63 245L61 244V242H60V244H58L59 242H57L58 245L55 244L57 246H59V245L62 246L61 247L62 249H66L67 253L64 250L65 253H63V254L65 256H67V257L70 256L69 257L70 258V260H69L70 262H68L67 264H69V263L71 264V261L73 260L72 256L74 258L77 256L76 254H75V256L72 255L73 251H75L76 248L74 249L75 246L73 245V243H71V241H73V242H76V243L79 244V241H81V239H79L80 238L79 237L76 240ZM121 238L123 239V236ZM132 238L133 239L131 240V242L133 241L132 243H134V238L137 239V236L134 235ZM139 238H140V236H139ZM127 239L129 240V238H127ZM144 239L141 240V244H145L146 243L145 244L146 246L144 247L142 245L143 247L142 246L141 247L145 249V248H147L149 242L145 241V243H143ZM154 239L155 238H153V240ZM203 239L207 240L206 238H203ZM244 239H246V238H244ZM27 240L29 241V239H27ZM195 240L197 241L198 239H195ZM195 240H194V242H195ZM91 242H92V240L90 239V240H88L86 242L87 244L85 243L87 246H89V247L85 246V249H87V252H88V253L86 252L87 256H88L87 264H88V262L90 260L93 262V264H98V261L101 260V258H100L101 257L100 248L98 246H96L95 249H93V250L90 249ZM126 242L127 241L125 240V243H124L125 245H128L130 243V241H129L128 244ZM224 243L227 246V243L223 242V244ZM80 244H81V242H80ZM155 245H157V244L155 243ZM4 246H5V244H4ZM57 246H54V247H56L58 249ZM152 246L153 245L151 243L150 249L154 248V246H153V248H152ZM172 246L173 245L171 244V246H170L171 249H172ZM27 247H28V245H27ZM170 247L168 248V250H170ZM56 248L54 250H56ZM61 248L58 249L59 252H60ZM159 248L160 247H158V249ZM89 249H90V254H89ZM48 250H46V251L50 253V251H48ZM13 251H14V254H19V255L22 254L24 256H26V254H27V250L24 249V248H16ZM29 252H31V250ZM43 252H45V251H43ZM53 252H51V254ZM59 252L58 251H57V253L54 252V254L55 255L56 254L59 255L58 254ZM146 252H149V248H148V251H146ZM46 253H45V256H43V257L44 258L47 257L46 259H48V256H46ZM115 253H114V255H115ZM142 253H144V252H142ZM51 254H50V259L52 257ZM63 254L61 253V255L63 257L60 259V261L62 263L65 260V256ZM170 254L173 255V253H170ZM223 254H225V253H223ZM47 255H48V253H47ZM57 255H56V257H57ZM255 255H256V253H255ZM5 256H7V255H5ZM10 256H11V254H10ZM30 256H32V255H30ZM147 256H148V254H147ZM164 256H167V254H165ZM33 257H31L30 259H33ZM43 257H41V258L43 259ZM56 257H54L55 260H53L54 258H52L51 261H53L54 264H60V261H59L60 257H57V258ZM188 258L185 257L184 259L188 260ZM7 259L6 260L3 259V257H1V252H0V264H12L10 259H8V260ZM26 259L27 258H25V260ZM36 259H35V261H37ZM141 259L144 260L146 258H144V256H143ZM147 259H149V258H147ZM159 259L157 257L158 261H159ZM13 260H15V258H13ZM42 261H44V259ZM73 261H72V263L74 264L75 260H73ZM84 261L86 262V260H84ZM84 261H83L82 264L85 263ZM17 262H19L21 264L23 263L20 260L17 261ZM41 262H37V263L41 264ZM165 262H166V260H165ZM176 262H177V260H176ZM45 263L50 264V263L47 262V260L45 261ZM114 263L116 264V262H114ZM31 264H32V262H31ZM182 264H185V262L184 263L182 262Z\"/></svg>","mask_w":264,"mask_h":264}]
</instances>
